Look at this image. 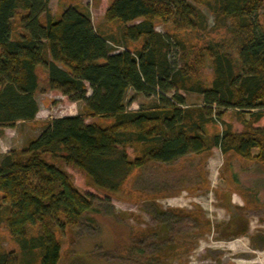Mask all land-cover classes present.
<instances>
[{"label": "trees", "instance_id": "1", "mask_svg": "<svg viewBox=\"0 0 264 264\" xmlns=\"http://www.w3.org/2000/svg\"><path fill=\"white\" fill-rule=\"evenodd\" d=\"M51 1L0 0V128L35 118L38 69L47 91L82 103L79 115L50 119L19 151L0 158L3 224L19 252L35 264H58L57 230L78 226L91 212L89 195L51 160L108 194L146 164H172L212 148L264 165V0H110L103 22L120 25V51L84 8L66 6L55 19ZM200 7L213 17L216 38L189 44L155 30L159 22L208 36ZM133 43L138 48L125 46ZM206 62L208 84L201 74ZM129 91L151 101L129 110ZM186 95L200 103L185 104ZM226 110L241 131L222 121ZM85 118L112 122L103 127ZM214 123L220 133L206 135ZM157 213L169 221L168 212ZM9 259L0 248V264Z\"/></svg>", "mask_w": 264, "mask_h": 264}, {"label": "rangeland", "instance_id": "2", "mask_svg": "<svg viewBox=\"0 0 264 264\" xmlns=\"http://www.w3.org/2000/svg\"><path fill=\"white\" fill-rule=\"evenodd\" d=\"M110 0H52L51 14L58 19L66 6L79 5L90 16L92 25L119 43L123 49L120 25L103 22V13ZM208 36L174 31L170 24L156 23L157 32L176 34L189 44L216 38L209 31L213 17L203 7ZM264 13V7L258 14ZM112 43V42H111ZM117 46V47H116ZM138 48V43L125 45ZM172 50L175 49L172 47ZM209 62L202 68L205 84L211 80ZM38 89L35 100L38 112L32 121L18 122L0 128V158L19 151L36 137L50 119L79 115L82 103H72L57 93L47 91L45 72L37 70ZM90 91L87 89V96ZM132 101V103L130 102ZM151 101L146 97L126 96L129 110ZM195 95H186L185 104L196 105ZM222 121L239 132L231 111H224ZM86 124L106 127L109 119L85 118ZM221 125H206L205 134H219ZM129 158L134 155L128 151ZM65 172L72 184L92 205L81 223L57 230L60 244L58 264H264V165L246 161L217 148L208 153L188 155L172 164L149 163L127 177L118 192L95 190L83 174L61 161L51 160ZM108 199L104 202L101 199ZM158 211L168 212L167 223ZM7 213L0 202V248L10 257L8 264H35L28 253L19 252L3 224Z\"/></svg>", "mask_w": 264, "mask_h": 264}]
</instances>
